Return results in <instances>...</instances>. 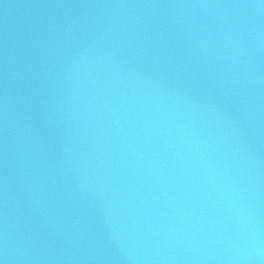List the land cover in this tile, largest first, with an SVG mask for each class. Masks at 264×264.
Returning <instances> with one entry per match:
<instances>
[{"label":"water","instance_id":"1","mask_svg":"<svg viewBox=\"0 0 264 264\" xmlns=\"http://www.w3.org/2000/svg\"><path fill=\"white\" fill-rule=\"evenodd\" d=\"M0 264H264V0H0Z\"/></svg>","mask_w":264,"mask_h":264}]
</instances>
